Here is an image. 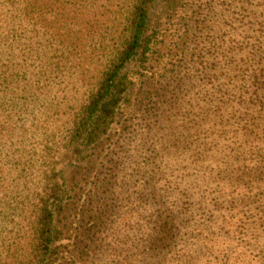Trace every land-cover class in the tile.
Instances as JSON below:
<instances>
[{
  "label": "rangeland",
  "instance_id": "1",
  "mask_svg": "<svg viewBox=\"0 0 264 264\" xmlns=\"http://www.w3.org/2000/svg\"><path fill=\"white\" fill-rule=\"evenodd\" d=\"M263 5L156 0L148 60L124 67L131 82L111 124L72 151L63 121L82 84L47 76L21 106L0 74V262L26 264L28 198L52 163L67 201L52 264H219L222 249L227 264H264V48L242 52L264 42L250 24ZM260 68L263 78L245 76ZM165 220L173 228L150 245Z\"/></svg>",
  "mask_w": 264,
  "mask_h": 264
},
{
  "label": "trees",
  "instance_id": "2",
  "mask_svg": "<svg viewBox=\"0 0 264 264\" xmlns=\"http://www.w3.org/2000/svg\"><path fill=\"white\" fill-rule=\"evenodd\" d=\"M155 1L0 0V9L4 4L9 9L8 15L0 19L4 25L0 26L4 33L0 40L6 43L0 50V74H5L6 84L10 86L7 93L14 101L21 99L22 106V100L26 102L28 95L42 92L47 76L63 74L66 79L78 80L83 91L72 99L74 104L64 117L67 143L62 147L72 151L79 135L95 143L111 124L113 114L128 92L131 81L122 70L132 61L144 67L148 60L152 38L148 31L149 16ZM7 17L11 25L6 22ZM252 17L255 19L256 14ZM253 22L260 24L261 29L257 31L262 36L264 17L251 20L250 24ZM260 48H264V42L255 38L251 51L242 52L253 58ZM262 56L264 52L258 58L259 63H264ZM51 69L54 70L47 71ZM262 75L261 68L248 69L245 74L252 80ZM256 84L263 86L264 79ZM66 91L71 98L68 85ZM51 164L48 170L52 169ZM48 170L41 172L43 185L28 198L29 221L22 235L26 240L23 244L26 264H52L60 251L55 242L62 238L61 229L55 223L67 201ZM161 224L163 227L155 231L150 245L163 242L165 232L173 228L171 220ZM8 247L9 244L6 251ZM219 253V264H227V250Z\"/></svg>",
  "mask_w": 264,
  "mask_h": 264
}]
</instances>
